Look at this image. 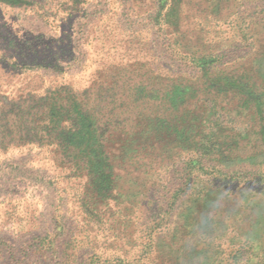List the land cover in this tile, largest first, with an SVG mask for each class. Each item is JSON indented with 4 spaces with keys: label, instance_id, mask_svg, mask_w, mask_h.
Wrapping results in <instances>:
<instances>
[{
    "label": "rangeland",
    "instance_id": "1",
    "mask_svg": "<svg viewBox=\"0 0 264 264\" xmlns=\"http://www.w3.org/2000/svg\"><path fill=\"white\" fill-rule=\"evenodd\" d=\"M27 1H0V66L8 67L7 74L0 70V81L22 100L53 97L60 88L56 97L66 104L69 87L86 89L85 100L101 118L120 96L114 84L122 74L109 60L89 67L86 59L102 36L94 26L104 20L117 34L125 26L152 28L150 60L156 55L157 65L183 74L196 88L206 79L190 52L214 57L216 69L237 84H252L253 72L264 77V0H186L170 37L151 18L159 0H116L114 11L113 0H81L80 12L68 19L66 0ZM199 95L208 106L201 112L203 139L154 171L131 173L132 161L120 155L122 142L103 140L117 180V200L107 208L96 203L106 210L103 220L91 214L86 221L75 202L86 190L78 186L86 174L77 183L61 177L55 183L50 171L33 167L50 170L54 146L1 152L0 191L20 190L14 199H23L0 204V215L8 212L6 223L0 217V264H264V120L248 110L239 87L216 90L207 83ZM61 156L72 160L67 151ZM10 175L26 181L11 189Z\"/></svg>",
    "mask_w": 264,
    "mask_h": 264
},
{
    "label": "trees",
    "instance_id": "2",
    "mask_svg": "<svg viewBox=\"0 0 264 264\" xmlns=\"http://www.w3.org/2000/svg\"><path fill=\"white\" fill-rule=\"evenodd\" d=\"M0 1L13 6L31 4V1L27 0ZM115 2L116 0H113L110 3L109 11L117 8ZM185 2L186 0L158 1V8L151 18L168 36L172 31L179 29ZM80 3L81 0L64 2L67 19L80 12ZM134 6L136 8L138 4ZM94 21L95 19L91 21L93 25ZM107 23L108 20H104L94 26L95 33L102 36L97 35L99 42L96 51L92 47L91 52L86 54L89 67L91 63L98 65L99 62L109 60L110 63H116L111 64V68L122 73L120 81L114 84V89L116 88L114 94L118 96L120 93V96L113 97V102L107 104L101 118L85 100L83 94L86 89L76 91L69 87L65 104L60 103V99L64 98L56 97L61 95L60 88L52 90V93L56 94L53 97L47 95L38 99L30 97L22 100L20 95H15L16 98L11 93L7 94L3 87L6 83L0 81V153H8L15 148L26 146H34L39 150L54 146L55 153L50 159V170L39 163L33 167H36L37 172L50 171L51 176L56 177L55 183L59 177L68 178L69 182L74 179L75 183L79 177L86 174L88 179L85 183H78L86 192H81L79 198L75 199L86 212L84 215L88 219L86 221L92 220L91 214L103 220L108 201L117 198L115 190L117 180L110 159L112 156L103 140L115 137L122 142L120 155L132 161L131 173L140 169L142 173L147 174L163 165L165 161L179 158L182 152L196 149L203 139L201 112L208 111V106L202 102L199 91H203L207 83L216 90L239 87L248 110L264 120V91H260L264 77L261 71L253 72L256 81L252 84H237L233 76L225 75L216 69L214 57L190 52L193 61L200 68L198 76L206 79L196 88L183 74L166 69L165 64L157 65L156 55L150 60L153 51L149 40L152 28L143 26L139 30L131 26H121V32L117 34L107 26ZM169 41L172 42L171 38ZM0 67V70L7 74L8 67ZM99 72L98 66L94 73ZM93 83L96 85L99 82L94 80ZM118 101L120 104L114 103ZM110 103L115 105L111 108ZM65 115L67 117L69 115L70 118H65ZM259 134L264 136V126ZM65 151L69 152L72 159L69 162H65L61 156ZM193 161L201 163L198 159ZM189 166L192 167L191 164ZM8 180L11 181L9 186L11 189H16L26 181L17 176L8 178L7 182ZM73 186L75 187V184ZM17 192L0 191V204L5 205V208L19 204L23 198L14 199ZM88 196L91 200L87 198ZM93 200L94 202H91ZM100 201L103 202V206L106 205L105 208L97 209L96 203ZM85 207L90 208L91 212L88 213ZM7 213L6 211L0 215L5 223ZM84 231V237L89 238L87 234L89 228ZM74 241L73 251L78 243L77 240Z\"/></svg>",
    "mask_w": 264,
    "mask_h": 264
}]
</instances>
